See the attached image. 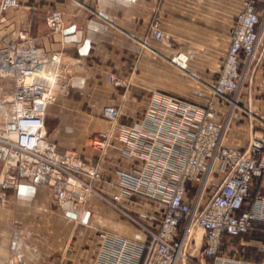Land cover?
Returning a JSON list of instances; mask_svg holds the SVG:
<instances>
[{"label": "crops", "instance_id": "1", "mask_svg": "<svg viewBox=\"0 0 264 264\" xmlns=\"http://www.w3.org/2000/svg\"><path fill=\"white\" fill-rule=\"evenodd\" d=\"M245 0H19V7L5 13L0 25L3 41L19 39L28 31L47 52L61 55L70 75V92L48 109L50 141L80 155L92 165L101 164L108 181L117 171L133 170L142 162L122 156V145L113 139L106 151L93 140L110 129L104 110L120 108V121L130 125L146 111L156 94L206 107L214 101L217 119L222 121L229 104L214 98L213 87L231 45V35ZM1 2V0H0ZM262 40L250 75L237 96L242 110H236L226 146L245 149L260 131L255 116L264 118V0H257ZM62 13L65 31L56 33L48 22L51 13ZM157 22L165 38H149ZM187 57L182 68L175 59ZM117 75L124 86H115ZM236 95H230L235 97ZM224 181L215 175L202 205L204 210ZM107 195L112 189L97 185ZM198 183L187 184L188 201L193 202ZM0 204V264H114L103 253L104 235L145 243V234L122 213L101 199L89 197L84 205L59 202L47 185L35 186L20 180L17 191L3 192ZM264 199V177L253 179L243 211ZM127 213L141 214L156 205L134 198L122 202ZM204 231L196 229L188 253L194 257L204 248ZM122 264H145L143 254L131 253ZM222 257L245 264H264V221L255 223L246 235H225ZM215 262L214 260H211Z\"/></svg>", "mask_w": 264, "mask_h": 264}, {"label": "built area", "instance_id": "2", "mask_svg": "<svg viewBox=\"0 0 264 264\" xmlns=\"http://www.w3.org/2000/svg\"><path fill=\"white\" fill-rule=\"evenodd\" d=\"M256 2L244 1V11L236 20L229 52L213 87L214 98L229 104L222 121L217 119L214 101L202 107L159 94L130 125L121 123L119 107L104 110L110 129L97 135L93 144L106 151L117 139L124 158L142 162L133 170H118L115 181L105 178L101 164H89L49 139L48 109L59 95L70 92L71 75L61 55L45 51L28 31L19 33L17 41L6 38L0 48V203L6 201L3 192L19 189L20 180L49 186L59 202L84 205L89 197L101 199L125 215L147 238L145 243H136L104 235L107 243L103 253L114 264L130 261L131 253L141 255L145 250V264H245L220 253L225 235H246L256 222L264 221V199L243 211L253 179L264 177V118L255 116L261 130L255 131L247 148L231 149L225 144L236 110H242L237 96L250 75L262 40ZM18 7L19 0H1L0 25L6 22L5 13ZM48 22L54 32L64 33L61 12H52ZM149 38H165L157 22ZM175 60L180 67H187L186 56L179 55ZM110 79L115 86H124L117 75H110ZM217 174H222L224 181L202 210ZM190 182L199 185L192 203L188 201ZM99 183L113 193H104ZM134 198L156 205L141 214L149 223L122 207V202ZM196 229L205 234L204 248L194 257L188 250Z\"/></svg>", "mask_w": 264, "mask_h": 264}, {"label": "rangeland", "instance_id": "3", "mask_svg": "<svg viewBox=\"0 0 264 264\" xmlns=\"http://www.w3.org/2000/svg\"><path fill=\"white\" fill-rule=\"evenodd\" d=\"M60 96H62V95H59L58 97H57V100H58V98L60 97ZM56 100V101H57ZM56 103V102H55ZM263 118V117H262ZM48 126H49V130H50V132H51V130H52V125H51V123L50 122H48ZM60 148H62V149H64L65 151H68V152H72V153H75V152H73V151H71V150H68V149H66V148H64V147H62V146H60V145H58ZM92 197H94V196H92ZM104 202V201H103ZM105 203V202H104ZM1 205H2V203H0ZM106 204V203H105ZM108 207H110V208H112L111 206H109L108 204H106ZM112 209H114V208H112ZM114 210H116V209H114ZM117 211V210H116ZM118 212H120V211H118ZM121 213V212H120Z\"/></svg>", "mask_w": 264, "mask_h": 264}, {"label": "bare ground", "instance_id": "4", "mask_svg": "<svg viewBox=\"0 0 264 264\" xmlns=\"http://www.w3.org/2000/svg\"><path fill=\"white\" fill-rule=\"evenodd\" d=\"M175 61L178 63V61H177V60H175ZM180 64H182L184 67H186V66H185V64H183V63H181V62H180Z\"/></svg>", "mask_w": 264, "mask_h": 264}]
</instances>
